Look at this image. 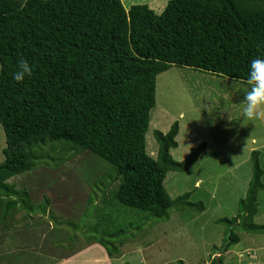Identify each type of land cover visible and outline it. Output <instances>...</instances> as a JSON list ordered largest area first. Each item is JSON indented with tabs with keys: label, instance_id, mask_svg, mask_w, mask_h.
Returning a JSON list of instances; mask_svg holds the SVG:
<instances>
[{
	"label": "trees",
	"instance_id": "obj_1",
	"mask_svg": "<svg viewBox=\"0 0 264 264\" xmlns=\"http://www.w3.org/2000/svg\"><path fill=\"white\" fill-rule=\"evenodd\" d=\"M257 57L264 59V0H167L159 13L146 3L126 9L121 0H0L2 218L15 207L37 208L7 180L32 170L34 148L46 142H63L110 164L119 177L113 196L120 204L158 219L174 204L203 211V203L188 201L189 192L172 199L164 179L169 170L191 167L206 142L174 160L175 120L167 132L153 131L156 157L146 151L156 77L177 65L245 81ZM21 58L32 75L16 82L12 74ZM259 155L250 151L251 177L237 214L216 220L226 225L224 245L213 246L202 264L223 263L222 254L239 242L234 226L264 233V224L254 222L264 189ZM94 242L114 254L103 239Z\"/></svg>",
	"mask_w": 264,
	"mask_h": 264
},
{
	"label": "rangeland",
	"instance_id": "obj_2",
	"mask_svg": "<svg viewBox=\"0 0 264 264\" xmlns=\"http://www.w3.org/2000/svg\"><path fill=\"white\" fill-rule=\"evenodd\" d=\"M121 1L126 9L146 3L156 13L167 2ZM247 90L241 80L186 66L172 65L156 77L146 151L155 158L158 143L153 131L167 132L173 121L180 120L178 147L170 154L174 160L184 159L192 143L185 126L197 122L193 142L205 141V149L187 170H169L164 187L172 199L189 192L188 201H200L203 211L174 204L168 217L155 218L118 203L113 193L119 177L93 153L69 149L63 142L36 145L35 167L7 181L24 191L28 203L37 208L15 207L2 218L0 197V264H53L100 238L115 251L114 264H174L179 259L184 264H202L209 260L213 246L219 250L226 238V225L216 220L235 216L239 198L244 196L247 183L244 189L237 179L251 176L252 149L260 151L264 169V121L242 116ZM4 146L0 125V161ZM197 179L200 185H195ZM254 222L264 224V189L258 193ZM119 228L123 231L115 234ZM234 232L239 242L222 254V264H264V233L246 232L238 226ZM247 251L254 252L250 260Z\"/></svg>",
	"mask_w": 264,
	"mask_h": 264
},
{
	"label": "clouds",
	"instance_id": "obj_3",
	"mask_svg": "<svg viewBox=\"0 0 264 264\" xmlns=\"http://www.w3.org/2000/svg\"><path fill=\"white\" fill-rule=\"evenodd\" d=\"M32 75L29 63L21 58L17 64V70L12 74L16 82H22L26 76ZM248 86L241 102L244 107L242 116L249 121H264V59L259 57L250 61V70L247 79L243 81Z\"/></svg>",
	"mask_w": 264,
	"mask_h": 264
},
{
	"label": "crops",
	"instance_id": "obj_4",
	"mask_svg": "<svg viewBox=\"0 0 264 264\" xmlns=\"http://www.w3.org/2000/svg\"><path fill=\"white\" fill-rule=\"evenodd\" d=\"M178 122H179L178 133H179V130L181 127H183V125H182V122L180 120ZM196 126L199 127V125H197L196 121H193L192 125H190V126L189 125L185 126V128L188 130L186 137H188L189 139L191 138L190 141H192V143L188 147V151L192 147H194L195 144L197 145L198 144L197 142L199 141V140H197L196 142H193V140H194L193 138H195L198 135V131L195 128ZM195 131H196L197 135H196ZM178 133L176 135L177 138H178ZM177 138H176V141L178 143ZM177 147H178V144H177L176 148ZM171 149H173V148H171ZM171 149H170V152H171ZM188 153L189 152H187V149H186L185 154H184L185 157L188 155ZM248 177L249 178H246V179H244L243 177H240L237 179L239 182H242L244 189H245L246 183L248 184V181H249L251 176L248 175ZM200 180L201 179H197L195 181V185H197L198 183H199L198 185H200V182H199ZM246 188H247V186H246ZM244 194H245V192H244ZM257 210H258V208H257ZM252 253H254V252H251V251L246 252V254H248L247 255L248 259L249 258L252 259L250 256ZM113 255L109 256L107 254L105 248L101 244L93 242V243L87 244V245L79 248L76 251L69 253L67 256L61 258L60 260L54 262L53 264H114V263H112V261L115 260L116 257Z\"/></svg>",
	"mask_w": 264,
	"mask_h": 264
}]
</instances>
